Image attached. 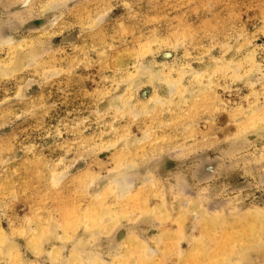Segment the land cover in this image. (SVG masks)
<instances>
[{"label": "rangeland", "instance_id": "obj_1", "mask_svg": "<svg viewBox=\"0 0 264 264\" xmlns=\"http://www.w3.org/2000/svg\"><path fill=\"white\" fill-rule=\"evenodd\" d=\"M0 264H264V0H0Z\"/></svg>", "mask_w": 264, "mask_h": 264}]
</instances>
